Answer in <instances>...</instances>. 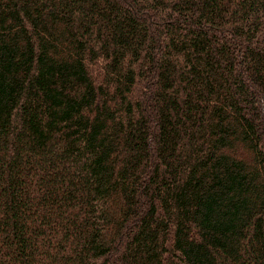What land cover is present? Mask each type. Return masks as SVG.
<instances>
[{
  "label": "trees",
  "instance_id": "16d2710c",
  "mask_svg": "<svg viewBox=\"0 0 264 264\" xmlns=\"http://www.w3.org/2000/svg\"><path fill=\"white\" fill-rule=\"evenodd\" d=\"M0 264H264V0H0Z\"/></svg>",
  "mask_w": 264,
  "mask_h": 264
}]
</instances>
